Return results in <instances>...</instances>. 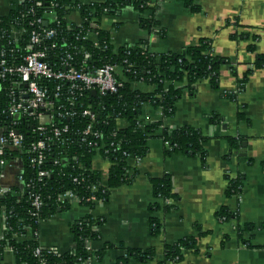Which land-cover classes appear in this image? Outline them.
I'll list each match as a JSON object with an SVG mask.
<instances>
[{"label": "crops", "instance_id": "obj_1", "mask_svg": "<svg viewBox=\"0 0 264 264\" xmlns=\"http://www.w3.org/2000/svg\"><path fill=\"white\" fill-rule=\"evenodd\" d=\"M151 1L158 6V26L152 30L140 24L141 15L132 8L109 17L102 23L103 30L116 49L144 44L158 55L180 54L209 40L214 54L228 62L221 69L219 89L212 88L209 81L199 82L193 92H184L172 118L164 120L162 110L143 107L144 125L163 122V129L189 126L199 131L205 139L206 160L181 153L169 155L161 137L149 138L147 155L128 163V185L112 190L106 204L96 203L93 208L74 204L44 222L39 230L40 246L61 255L72 251V225L92 219L97 222L99 240L89 247L94 253L113 247L105 251L101 264H118L129 249L155 252L149 262L131 264H160L165 248L185 239L195 240L194 250L185 251L181 262L169 264H264V69L252 72L245 85L241 83L257 55H264V0H192L198 13L190 12L182 0ZM19 3L0 0V17ZM143 17L150 18L149 13ZM71 22L78 23L79 17L74 15ZM247 32L258 36L255 53L248 51L250 39H232ZM133 88L144 93L155 90L143 82ZM236 91V96L230 95ZM230 138L235 140L234 146ZM93 166L106 175L100 159ZM17 171H5L0 189L13 184L23 187ZM164 177L170 178L175 199L169 205L160 203V210L153 212L156 200L151 180ZM239 178L243 180L241 193L228 198L229 181ZM223 208L236 218L220 222L217 214ZM153 219L161 225L156 236L151 229ZM246 225L252 232L239 234L237 228ZM6 235V219L0 215V246ZM0 263L17 264L11 249L3 251Z\"/></svg>", "mask_w": 264, "mask_h": 264}, {"label": "trees", "instance_id": "obj_2", "mask_svg": "<svg viewBox=\"0 0 264 264\" xmlns=\"http://www.w3.org/2000/svg\"><path fill=\"white\" fill-rule=\"evenodd\" d=\"M182 1L185 2L190 12H200L192 0ZM38 2H41V7L36 6ZM153 3L151 0H100L93 6L78 7V0H24L8 15L0 17L2 34L0 54L6 52L12 56L16 52L17 41L10 35L12 25L19 23L30 29L29 25L36 18H41L42 25L47 24L56 32L55 38L47 44V47L57 44L63 50L48 49V55L53 63L55 54L63 55L64 51H68L73 55L74 63H80L85 54H90L89 64L117 62L123 66L124 61H127L128 65L132 66L125 88L116 95L105 98L94 96L91 93H89L90 97L85 95L84 99H81L82 101L71 109L76 114L72 119L59 118L58 114L61 111L56 109L55 127L60 129L65 126L69 127V133L60 138L54 137L52 129L43 135L37 133L36 123L28 118L9 117L6 113L7 93L3 91L4 84L0 82V132L4 127L5 131L2 134L5 138L11 131L22 134L25 138L20 148L7 143L3 153L0 154V184L5 171L15 166L18 170L17 179L22 178L24 181L23 187L13 184L11 192H6L0 197V208L6 216L7 226L6 238L0 246V256L6 248H9L15 254L17 264H89L88 260L93 256L95 260L92 264H101L105 251L113 247L107 246L105 250L93 252V254L87 250L91 243L99 240V233L95 230L97 224L95 220L85 219L72 225L71 232L75 248L62 255L55 250L42 249L38 241L30 240L28 236L39 232L44 222L71 207L60 203V197L68 193L74 194L81 200V205L89 208L95 206V203L90 201L92 197L106 204L112 190L131 182L129 166L124 154L127 153L134 159L144 158L148 153L147 141L151 137L158 136L168 142L172 147V150L167 152L169 155L181 153L189 157H199L205 162L206 152L203 148L205 139L199 131L189 126L171 131L163 129V122L144 125L141 117L144 105H151L162 110L164 120L172 118L176 104L181 100L184 92H193L196 84L203 80L209 81L212 88L219 89L221 69L228 65V62L214 54L212 43L209 40H203L197 46L190 47L180 54H154L146 45L141 44L134 49H122L118 56L112 54L109 46L110 35L103 29L99 30L100 47L98 49L80 40V35L85 34L91 25L100 24L104 18L115 17L125 8L134 9L141 15L140 24L145 29L152 30L158 26L155 16L158 6L156 2ZM77 12L81 24L71 22V17ZM148 13L150 18L143 17ZM77 25H82V29H79ZM232 39H250L251 45L248 51L256 52L255 44L258 36L247 32L237 34ZM143 47L146 50H143ZM263 69L264 55H257L253 69L246 73L241 83L245 85V81L252 72ZM141 82L153 86L155 90L151 93L135 90L133 85ZM88 98L94 106L98 107L97 122L100 125L98 129L101 130L107 142L114 143L115 148V151L104 154L112 166L106 182L96 194L92 193V186H98L103 176L93 171L94 155L81 141V132L86 127L87 120L83 119L79 112L89 105ZM108 116H113V118H108ZM115 118L125 119L128 127L119 130ZM39 139L44 140L49 147L45 152L46 159L43 164L36 166L32 163L35 156L31 154V145ZM229 142L231 146L235 145L234 139L230 138ZM2 160L5 161V165H1ZM41 172H45L48 176L40 177ZM151 184L156 200L151 207L153 212L160 210V203L157 201L159 198L175 199L169 177L151 180ZM242 188L241 178L230 180L226 195L228 198H233L241 193ZM36 196H40L43 202L38 212L32 206ZM36 213L37 216H34ZM217 216L219 219L226 218L227 222L236 218L226 208H223ZM151 229L154 236L160 233L161 225L157 219L151 221ZM237 231L239 234L252 232V227L247 225L238 227ZM194 248V239H185L169 245L165 248L164 259L160 264L179 263L183 259L184 252L194 250ZM38 249H40V254L36 255ZM154 258V251L143 252L129 249L118 264L147 263Z\"/></svg>", "mask_w": 264, "mask_h": 264}, {"label": "built area", "instance_id": "obj_3", "mask_svg": "<svg viewBox=\"0 0 264 264\" xmlns=\"http://www.w3.org/2000/svg\"><path fill=\"white\" fill-rule=\"evenodd\" d=\"M20 2L23 3L24 0H20ZM78 2V7H82L87 5L93 6L95 3L100 2V0H78ZM36 6L41 7V2L36 3ZM53 7L56 6L53 5ZM76 15L79 16V13L77 12ZM108 19V17L104 18L98 25H91L85 34L80 35V40L91 44L94 49H98L100 47L99 30L103 29L104 25L102 23L108 21ZM78 24H81L80 17ZM81 26L77 25L79 29H82ZM29 27L30 29H27L19 23L12 25L10 35L17 41L16 52L12 56L6 54V52L0 54V82L4 84L3 91L7 93L8 97L6 113L12 118L30 119L36 123L35 131L39 134L43 135L52 129L54 137L60 138L69 133V127L65 126L61 129L55 127V110L59 109L61 111L58 114L59 118L72 119L76 114L71 109L77 106L82 101L81 99H84L85 95L90 97L89 93L93 94L94 92L100 98L116 95L125 88L132 66L128 65L127 61H124V65L126 66H121L117 62L99 65L89 64L90 54H85L80 63H74V57L68 51H64L63 55L55 54L53 58L55 62L53 63L52 58L48 55V51H63L57 44H52L49 48L47 47V44L55 38L56 32L50 29L49 25H42L41 18H36ZM1 38L2 34L0 32V40ZM109 46L114 56H118L122 49H134L129 47L116 49L111 40L109 41ZM142 49L146 50L145 47ZM238 93L239 91H236L230 93V95L236 96ZM88 101L89 105L84 109L82 108L79 112L80 116L87 120V125L81 132V141L87 145L90 153L94 155L93 163L96 159H100L106 171V175H102L100 184L92 186V193L96 194L100 192L103 184L106 182L109 169L112 166V163L104 157V154L115 151V148L114 143L107 142L103 138L101 130L98 129V126H100L97 122L98 107L92 104L90 98H88ZM108 118H113V116H108ZM115 121L119 130L128 127V122L125 119L115 118ZM1 130L0 154L3 153V149L7 146V143L14 147L20 148L22 146L25 140L22 134L11 131L8 133V137L5 138L4 134H2L5 131L4 127ZM113 135L115 136V134ZM165 143L167 152L171 151L172 147L170 144L166 141ZM48 147L49 145L44 140L39 139L32 143L31 154L35 156L32 160L34 165L40 166L43 164ZM124 155L127 158V163L134 159L127 153ZM5 164V161L2 160L1 165ZM80 167L83 168V166ZM15 170H17V166H15ZM93 171H95L94 166ZM45 176H48L45 172L40 173V177ZM18 181L24 184L22 178H18ZM6 192H11V188L2 187L0 189V197L4 196ZM90 201L95 204L103 203L95 197H92ZM157 201L162 206L170 204V200H163L162 198H159ZM60 203L71 206L80 204L81 200L74 194L68 193L60 197ZM32 206L36 212L42 208L43 202L40 196H36ZM0 215L6 219L2 208H0ZM34 216H37V213ZM219 221L222 223L227 222L226 218H220ZM28 239H34V241L39 242V232L29 235ZM87 250L91 254L93 253L91 247H88ZM39 254L40 249L36 251V255ZM93 261L94 257H91L88 263L92 264Z\"/></svg>", "mask_w": 264, "mask_h": 264}, {"label": "water", "instance_id": "obj_4", "mask_svg": "<svg viewBox=\"0 0 264 264\" xmlns=\"http://www.w3.org/2000/svg\"><path fill=\"white\" fill-rule=\"evenodd\" d=\"M45 26H47V24ZM93 95L96 96V92H94Z\"/></svg>", "mask_w": 264, "mask_h": 264}]
</instances>
